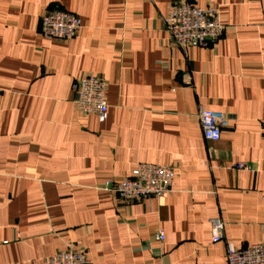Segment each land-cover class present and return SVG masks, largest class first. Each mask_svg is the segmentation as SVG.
I'll list each match as a JSON object with an SVG mask.
<instances>
[{
  "label": "crops",
  "instance_id": "0c3cea01",
  "mask_svg": "<svg viewBox=\"0 0 264 264\" xmlns=\"http://www.w3.org/2000/svg\"><path fill=\"white\" fill-rule=\"evenodd\" d=\"M182 1L218 8L222 36L173 42ZM54 8L81 18L74 38L44 37ZM89 74L107 82L103 122L74 102ZM200 108L230 117L218 141ZM142 162L172 166V191L119 200L112 185ZM228 242H264V0H0V264L68 246L88 264H228Z\"/></svg>",
  "mask_w": 264,
  "mask_h": 264
},
{
  "label": "built area",
  "instance_id": "2783aa9c",
  "mask_svg": "<svg viewBox=\"0 0 264 264\" xmlns=\"http://www.w3.org/2000/svg\"><path fill=\"white\" fill-rule=\"evenodd\" d=\"M166 29L171 39L181 46L205 45L217 41L225 30L219 9L214 6L200 7L190 1L176 3L166 19ZM82 27L81 18L73 12L54 8L41 19L42 34L49 39H72ZM75 104L83 113H95L101 122L108 116L109 105L106 98L107 82L99 75L89 74L72 84ZM198 117L203 137L218 141L222 130L230 125V117L218 110L200 108ZM238 169H251L245 162L236 164ZM174 168L170 165L142 162L132 174L114 183L111 190L119 200L132 202L162 197L172 191ZM107 185V184H106ZM212 241L223 239L225 222L221 217L209 219ZM165 231L159 229L156 238L165 240ZM228 264H264V242L239 248L227 243ZM86 253L68 246L49 257L47 264H88Z\"/></svg>",
  "mask_w": 264,
  "mask_h": 264
}]
</instances>
